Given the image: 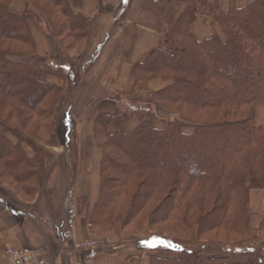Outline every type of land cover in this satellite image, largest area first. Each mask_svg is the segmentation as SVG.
Instances as JSON below:
<instances>
[{
	"label": "trees",
	"instance_id": "trees-1",
	"mask_svg": "<svg viewBox=\"0 0 264 264\" xmlns=\"http://www.w3.org/2000/svg\"><path fill=\"white\" fill-rule=\"evenodd\" d=\"M25 1L27 9L19 15L10 9L13 0H0V171L32 194L35 174L29 166L39 168L41 160L26 159L20 134L26 131L42 140L52 136L62 95V89L41 77L68 78L73 93L82 82V65L71 68L62 55L39 58L28 15L34 9L40 13L48 25L42 30L70 58L87 42L91 24L75 11L82 0ZM181 1L151 0L152 7L169 5L161 39L171 38L180 48L156 49L133 69L141 81L161 78L172 84L154 95L153 104L120 107L114 116L96 122L103 161L91 227L121 223L137 228L148 220L153 228L197 227L200 236L215 232V237L225 233L239 239L190 249L175 238L152 234L144 250L152 253L150 264H264V245L242 246L258 235L249 225V190L264 191V126H253L254 107L264 105V0L242 8L230 0L227 13L220 11L219 0H196L170 28ZM200 17H212L224 38L197 40L191 26ZM113 100L119 104L120 98ZM133 118L138 127L125 133L122 126ZM74 125L71 121V137ZM161 252L182 258H161Z\"/></svg>",
	"mask_w": 264,
	"mask_h": 264
},
{
	"label": "crops",
	"instance_id": "crops-1",
	"mask_svg": "<svg viewBox=\"0 0 264 264\" xmlns=\"http://www.w3.org/2000/svg\"><path fill=\"white\" fill-rule=\"evenodd\" d=\"M126 1L82 0L80 6L75 8L76 12L89 19L91 25L87 45L81 52L72 53L76 59L66 61L67 66L72 67L79 58L87 55V62L80 61L84 66L82 82L72 94L69 92L68 78L52 75L41 77L42 81L62 89V95L67 94V99H70L66 107L68 110L62 108L65 113L63 119L60 118L65 134L63 140L54 134L50 141L44 142L29 132H21L20 137L24 140L22 151L26 159L29 162L41 160V164L39 168L37 165L29 166V171L35 174L30 181V186L34 189L32 194L24 193L21 189L22 193H19L14 187H19L20 184L10 174L2 177L3 182L0 181V264L5 263L9 248H32L58 264L74 262L84 257L75 245L90 239H105L111 247L108 255L94 253L92 264H150L149 256L152 253L142 251L141 246L136 243L141 236L157 234L158 230H151L144 225L142 230L132 232L130 227L123 228L117 224L98 234L90 223L100 196L103 161V151L96 137L98 118L114 116L120 107L153 104L154 95L169 87L172 81L161 78L141 81L134 76L133 69L145 63L156 49L172 52L180 48L171 38L162 40L156 36V31H130V27L144 17L142 14L147 9V0H128L129 5ZM195 1L180 2L172 16L170 28L185 8ZM253 1L255 0H237V6L242 8ZM26 7L25 3L15 1L10 9L21 15ZM219 7L221 12L227 13L230 0H219ZM146 13L145 18L155 23V15L148 9ZM28 20L36 55L39 58L61 57L63 50L60 42L40 29L38 23L32 26L31 18ZM208 20L200 17L192 24L191 30L195 38L199 41L215 35L224 38L214 19L210 17ZM103 40L106 42L104 51V42H100ZM96 43L98 45L92 51V45ZM95 53L98 55L94 56ZM89 56H94V59ZM116 97L120 98L119 104L113 100ZM71 121L75 124L72 137L69 136ZM138 125L139 120L133 118L122 129L128 133ZM253 126H264V105L261 103L254 107ZM109 130L115 132L113 126ZM70 137L73 139L71 146ZM8 139L12 143L17 142L13 135H8ZM249 205V225L258 230L257 238L251 244L254 246L264 243V191L250 189ZM191 235L192 239H181L178 244L186 248L200 245L201 242L196 238L197 230H192ZM173 254L175 253L168 252L166 255H157L167 258Z\"/></svg>",
	"mask_w": 264,
	"mask_h": 264
},
{
	"label": "rangeland",
	"instance_id": "rangeland-1",
	"mask_svg": "<svg viewBox=\"0 0 264 264\" xmlns=\"http://www.w3.org/2000/svg\"><path fill=\"white\" fill-rule=\"evenodd\" d=\"M15 1H19V2H23V3H25L27 6H28V3H27V1H25V0H13V2H15ZM146 1V0H145ZM144 1V2H145ZM183 1V0H182ZM12 2V3H13ZM12 3H11V5H12ZM179 5H180V3H178ZM179 5L177 6V8H176V10L178 9V7H179ZM155 7V8H154ZM154 7H152V2H151V0H147V3H146V8L149 10V12H151L152 14H154L155 15V20H156V22L154 23V22H152L150 19L148 20V19H146L145 18V15H147V13H146V10H144L143 11V18L141 19V20H137L136 22H135V24L134 25H132V27H130V31H138V30H140V29H146V30H148L149 32H150V30H153V31H156V34H157V32H159V34L158 35H156V36H158L159 38H161L162 37V33H164L166 30H167V27H168V20H169V15H171V13L169 14H165V17H164V13L165 12H168V8H169V5H159V4H157V6L156 5H154ZM26 9H27V7H26ZM12 11V10H11ZM26 11V10H25ZM13 12V11H12ZM14 13V12H13ZM16 14V13H15ZM36 17V18H35ZM150 17H151V15H150ZM28 18H31L32 19V22H31V24H32V26H34V24L35 23H38L37 21H40L42 24H38L39 25V27H40V29H43L42 27H44V26H47V28H48V25H47V22L45 21V19H42L43 17L40 15V13L37 11V10H33V13L31 14V15H28ZM165 19H166V21H165ZM91 24V23H90ZM30 27H31V25H30ZM31 31H32V29H31ZM95 36V35H94ZM100 42H104V47L102 48V51H104V49H105V46H106V42H105V40H103V41H100ZM100 42H98V43H100ZM87 43L88 42H86L85 43V45H82V47H80L79 49H83L86 45H87ZM98 43H96V44H93L92 45V51L93 50H95L96 49V45H98ZM62 53H61V55H62V57L64 58V60H66V61H68V62H71V61H73L74 59H76L75 57H73L72 56V53L73 52H81V50L80 51H78V50H76V51H73V52H71L70 53V55L72 56L71 58L70 57H68L67 55H66V53H65V50L63 49V47H62ZM99 51V50H98ZM98 51H97V53H98ZM100 54V53H99ZM77 55V54H76ZM96 55H98V54H94V56H96ZM94 56H89V58L90 59H94ZM32 58L33 57H31L30 58V60L32 61ZM62 58V59H63ZM84 58H86L85 59V61L87 60V55L84 57ZM87 62V61H86ZM80 63V58H79V60H77V62L75 63V64H79ZM83 64V63H82ZM74 67V65L71 67V68H73ZM84 67V66H83ZM83 67H82V71H83ZM63 79H66V78H63ZM72 94V93H71ZM66 96H68L67 94L66 95H61V97H60V99H59V103H58V105H59V113H58V115H57V117H56V119L55 120H52L53 121V126H54V128H53V131H50V133H52L53 135L54 134H56V136L57 137H59L60 139H62V134H63V132H64V128H63V125H62V123L60 122V118H62L63 119V116H64V113H65V111H67L68 109L66 108L68 105H69V103H70V99H69V97H68V99H67V97ZM63 101V102H62ZM64 101H65V105H64ZM62 108L63 109H65V111L64 112H62ZM60 113H62L61 115H60ZM52 135V136H53ZM52 136H50L47 140H42V141H44V142H48V141H50L51 139H52ZM63 140V139H62ZM65 141V140H64ZM1 172L2 171H0V176H1ZM1 179H0V181L1 182H3L4 181V179L2 178V177H0ZM5 181H7V180H5ZM7 182H9L10 183V181H7ZM246 182H247V184L249 185V179L248 178H246ZM15 186V185H14ZM30 187H33V186H30ZM19 193H22L21 192V190H20V188L17 186V187H14ZM32 189V188H31ZM187 198V197H186ZM185 198V199H186ZM249 198H248V210L250 209L249 208ZM250 211V210H249ZM143 218V217H142ZM117 224H120L121 225V223H116L115 225H117ZM115 225H113V226H110V227H107V228H102V229H98V228H96V229H94V230H97V233L98 234H101L102 233V231L103 230H107V229H109V228H113ZM144 225H146V226H148L149 228H151V230H158V232H157V234H162V235H165V236H168V237H172V238H175L176 240H178V241H180L181 239H184V238H186V239H192V235H191V231L192 230H197V235H196V238H197V240L198 241H200L201 242V244L200 245H198L197 247H195V248H190V249H197V248H199V247H201V246H203L204 244H211V243H213V241L215 240V241H218V242H223V243H225V244H227V245H231V244H235V242L237 241V240H239L238 238H234L233 236H230V235H227V234H225V233H220L217 237H215L214 236V234H215V232H213V233H209V234H205V235H199V233H198V228L197 227H194V228H192V229H187V228H177V227H175V226H173V225H168V228L167 229H164V227L163 226H160V225H158V227H155V228H153V227H151L150 225H149V221L148 220H144V223H143V221H141L140 222V225H137V228H135V224H132V225H130V226H128V227H130L131 228V230H132V232H137L138 230H142V228L144 227ZM122 226V225H121ZM105 227V226H104ZM191 228V227H190ZM152 235L150 234V235H148V236H141V238H139L138 239V243H136V244H138V246H141V250L142 251H144L145 249H146V246H147V242L146 241H149V238L151 237ZM194 236V235H193ZM146 237V238H145ZM142 238H144L143 240H142ZM195 239V238H194ZM253 241H255L254 239L252 240V239H249V240H246L245 242H243V244H242V246H252L251 244L253 243ZM261 245H264V243H259V244H255L254 246H252V247H259V246H261ZM161 253H164V255H166V253H168V252H161ZM159 254V253H158ZM104 255H108V254H104ZM180 258H182V255L181 254H173L172 256H169L168 255V257H167V259H171V260H178V259H180Z\"/></svg>",
	"mask_w": 264,
	"mask_h": 264
},
{
	"label": "built area",
	"instance_id": "built-area-1",
	"mask_svg": "<svg viewBox=\"0 0 264 264\" xmlns=\"http://www.w3.org/2000/svg\"><path fill=\"white\" fill-rule=\"evenodd\" d=\"M75 248L84 254V257L74 262H67L63 264H92L93 254L102 253L108 254L110 247L104 239H90L79 242L75 245ZM4 264H58L55 261H51L46 257L40 255L36 250L32 248L14 249L9 248L6 251V259Z\"/></svg>",
	"mask_w": 264,
	"mask_h": 264
}]
</instances>
